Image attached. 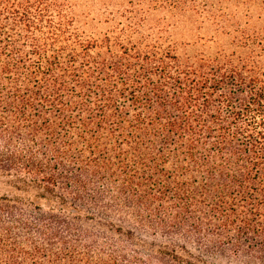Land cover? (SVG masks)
Instances as JSON below:
<instances>
[{"label":"trees","instance_id":"16d2710c","mask_svg":"<svg viewBox=\"0 0 264 264\" xmlns=\"http://www.w3.org/2000/svg\"><path fill=\"white\" fill-rule=\"evenodd\" d=\"M124 20L0 0V264H264V34L181 56Z\"/></svg>","mask_w":264,"mask_h":264},{"label":"rangeland","instance_id":"374dc122","mask_svg":"<svg viewBox=\"0 0 264 264\" xmlns=\"http://www.w3.org/2000/svg\"><path fill=\"white\" fill-rule=\"evenodd\" d=\"M68 1L75 27L86 37L99 40L136 15L146 33L160 35L181 56L230 54L241 50L243 35L264 34V0ZM5 191L0 177V196Z\"/></svg>","mask_w":264,"mask_h":264}]
</instances>
